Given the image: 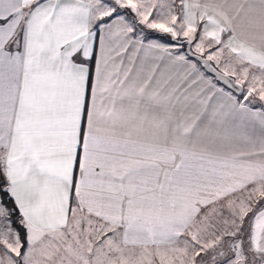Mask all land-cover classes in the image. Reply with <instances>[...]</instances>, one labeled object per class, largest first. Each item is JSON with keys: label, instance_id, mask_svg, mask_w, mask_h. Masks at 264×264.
I'll return each mask as SVG.
<instances>
[{"label": "snow or ice", "instance_id": "1", "mask_svg": "<svg viewBox=\"0 0 264 264\" xmlns=\"http://www.w3.org/2000/svg\"><path fill=\"white\" fill-rule=\"evenodd\" d=\"M0 264H264V0H0Z\"/></svg>", "mask_w": 264, "mask_h": 264}]
</instances>
